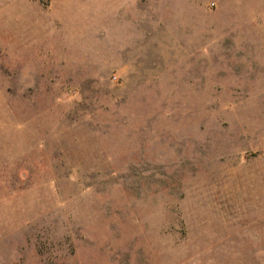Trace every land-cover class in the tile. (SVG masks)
<instances>
[{
	"label": "rangeland",
	"instance_id": "rangeland-1",
	"mask_svg": "<svg viewBox=\"0 0 264 264\" xmlns=\"http://www.w3.org/2000/svg\"><path fill=\"white\" fill-rule=\"evenodd\" d=\"M0 264H264V0H0Z\"/></svg>",
	"mask_w": 264,
	"mask_h": 264
},
{
	"label": "built area",
	"instance_id": "built-area-1",
	"mask_svg": "<svg viewBox=\"0 0 264 264\" xmlns=\"http://www.w3.org/2000/svg\"><path fill=\"white\" fill-rule=\"evenodd\" d=\"M114 79H117V76H114Z\"/></svg>",
	"mask_w": 264,
	"mask_h": 264
}]
</instances>
